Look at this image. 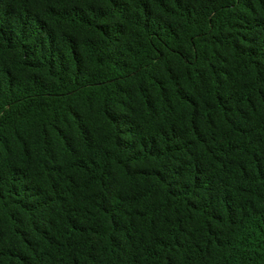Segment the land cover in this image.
<instances>
[{
  "label": "trees",
  "instance_id": "1",
  "mask_svg": "<svg viewBox=\"0 0 264 264\" xmlns=\"http://www.w3.org/2000/svg\"><path fill=\"white\" fill-rule=\"evenodd\" d=\"M0 264H264V0H0Z\"/></svg>",
  "mask_w": 264,
  "mask_h": 264
}]
</instances>
